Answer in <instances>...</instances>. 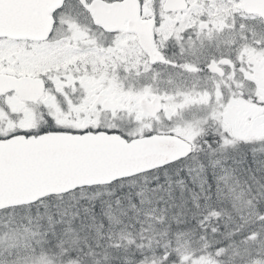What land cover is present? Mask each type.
Instances as JSON below:
<instances>
[{
    "label": "snow or ice",
    "instance_id": "1",
    "mask_svg": "<svg viewBox=\"0 0 264 264\" xmlns=\"http://www.w3.org/2000/svg\"><path fill=\"white\" fill-rule=\"evenodd\" d=\"M0 264H264V0H0Z\"/></svg>",
    "mask_w": 264,
    "mask_h": 264
}]
</instances>
